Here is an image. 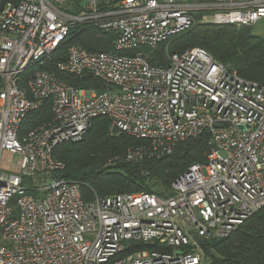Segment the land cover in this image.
<instances>
[{"label": "built area", "instance_id": "2783aa9c", "mask_svg": "<svg viewBox=\"0 0 264 264\" xmlns=\"http://www.w3.org/2000/svg\"><path fill=\"white\" fill-rule=\"evenodd\" d=\"M199 23L251 28L264 0H14L0 12V264H208L202 243L229 237L264 210V87L201 48L171 53L169 40ZM74 28L112 34L113 52H90ZM166 44L165 64L147 55ZM146 49L148 53L142 51ZM51 64L53 71L43 70ZM56 73L87 77L76 88ZM45 103L51 118L22 131ZM96 118L140 142L124 160L170 156L202 135L209 152L168 195L85 199L52 157ZM142 247V248H139ZM146 247V248H144Z\"/></svg>", "mask_w": 264, "mask_h": 264}, {"label": "trees", "instance_id": "16d2710c", "mask_svg": "<svg viewBox=\"0 0 264 264\" xmlns=\"http://www.w3.org/2000/svg\"><path fill=\"white\" fill-rule=\"evenodd\" d=\"M195 17L197 23L192 29L169 40L170 52L201 48L214 61L236 71L241 78L264 87V39L254 36L249 31L251 28L199 23L201 15ZM70 35H74L76 42L87 51L113 52L112 34L74 28ZM165 46L162 44L149 53L148 60L165 64ZM141 50L148 53L146 49ZM42 69L53 71L51 64ZM56 77L76 88L101 90L96 81L87 77L60 73H56ZM50 118V104L45 103L26 116L21 130H30ZM139 144L126 134H110L107 119L96 118L79 142L59 144L52 157L64 165L62 177L83 184V195L89 200L93 194L99 197L139 192L160 194L153 192L154 186L169 189L178 174L191 164L202 163L210 149L208 137L202 135L178 144L170 156L138 163L126 162L127 149ZM202 249L208 264H264V210L249 217L229 237L202 243Z\"/></svg>", "mask_w": 264, "mask_h": 264}, {"label": "rangeland", "instance_id": "374dc122", "mask_svg": "<svg viewBox=\"0 0 264 264\" xmlns=\"http://www.w3.org/2000/svg\"><path fill=\"white\" fill-rule=\"evenodd\" d=\"M85 1V0H82ZM254 36H257L259 38H263L264 39V18L260 19L253 27H251V29L249 30ZM170 47V46H169ZM166 48V47H165ZM168 51L170 52V48L168 49ZM164 57L166 60L167 57V53L164 50ZM18 161V157L8 154V153H3L2 154V159H1V164H0V170L2 171H6L8 173H13V174H18L19 171L17 169H15V167H13L12 165L17 163ZM153 192L156 193H160L163 195H168L169 189H165L163 187H159V186H154L153 187Z\"/></svg>", "mask_w": 264, "mask_h": 264}, {"label": "water", "instance_id": "95a60500", "mask_svg": "<svg viewBox=\"0 0 264 264\" xmlns=\"http://www.w3.org/2000/svg\"><path fill=\"white\" fill-rule=\"evenodd\" d=\"M7 3L12 4V3H14V0H0V12H1L3 6Z\"/></svg>", "mask_w": 264, "mask_h": 264}]
</instances>
